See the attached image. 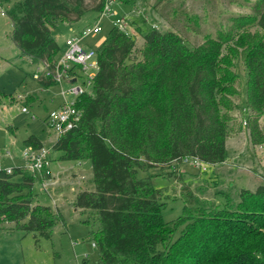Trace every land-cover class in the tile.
<instances>
[{"label": "trees", "instance_id": "1", "mask_svg": "<svg viewBox=\"0 0 264 264\" xmlns=\"http://www.w3.org/2000/svg\"><path fill=\"white\" fill-rule=\"evenodd\" d=\"M106 1L0 0V6L12 22L8 35L15 46L53 63L63 50L53 35L56 26L99 13ZM152 9L172 29L151 27L137 46L134 34L112 26L95 49L91 92L77 98L79 122L51 147L60 160L91 162L94 188L79 191L73 205L98 221L92 235L101 264H264V184L241 188L237 200L226 198L222 208L198 206L187 191L183 215L167 222L161 213L167 202L153 182L186 157L212 166L227 159L226 140L239 109L233 97L242 96L239 74L227 68V55L237 56L231 47L240 51L244 69L250 141L264 140V0H255L250 14L228 15L226 27L192 47L177 30L172 0H158ZM23 143L43 146L33 134ZM17 175L20 181L13 179ZM33 181L22 166L11 173L0 169V227L12 223L36 240L49 239L64 218L58 208L32 202ZM191 208L195 214L186 215ZM92 214L83 222L95 220Z\"/></svg>", "mask_w": 264, "mask_h": 264}, {"label": "rangeland", "instance_id": "2", "mask_svg": "<svg viewBox=\"0 0 264 264\" xmlns=\"http://www.w3.org/2000/svg\"><path fill=\"white\" fill-rule=\"evenodd\" d=\"M157 1L115 0L111 4L113 13L108 12L98 18L99 13L88 11L73 24L71 29L77 30L82 23L98 21L100 30L84 39L87 44L82 41L85 49H95V41L107 35L113 26L112 22L116 18L127 16L128 27L130 30L134 29L137 46H141L143 34L155 24L161 31L172 29L166 22L159 24L162 20L152 9V5ZM172 1L178 7L176 12L178 19H175L177 30L189 42L187 45L192 47V44L201 43L206 34L214 36L218 29L226 27L228 15L250 14L251 4L255 0ZM137 19V24L131 22ZM185 21L195 25L196 30L193 31L191 26L184 23ZM12 28L13 26L8 24L0 27V169L24 166L21 155L24 148L23 141L31 134L38 137L43 147L50 150V157L53 159L50 164L53 179L46 180L42 184L35 174L26 170L34 177L31 199L34 204L57 207L62 213L64 224L59 222L54 226L51 238L38 240L32 232L14 229L12 223L4 224L0 227V264H101L98 247L92 246L94 241L92 232L97 229L98 221L91 211H75L73 205L79 190L94 188L92 171L85 165L79 166L77 160L59 159L60 152L51 148L58 136L44 121L48 111L53 109L51 98L55 103L63 98L61 86L53 84L44 88L32 77L35 67L41 63L35 57L22 53L13 44L8 35ZM71 29L65 25L56 26L53 35L58 39L59 44L62 42L64 45L65 38L71 35ZM254 31L256 30L250 32ZM56 33L59 34L57 38ZM231 48L235 49L237 56L227 55V68L229 72L239 74L242 96L241 99L233 97L239 109L233 112L236 121L226 140V163L211 165L205 172H201L190 163H180L178 169L186 174L183 175L177 168H172L163 172V175L154 176L153 182L156 187L162 189V200L167 202L161 212L167 222L183 215L184 197L187 191L197 196L198 206L222 208L226 198L229 197L231 204L237 200L236 195L241 188L254 191L264 184V152L257 155L258 152L250 141L248 127L243 125V120L247 119V116L244 112L245 76L239 58L240 51L236 47ZM95 72V68L88 70L91 75H95ZM62 86L66 90L68 84L63 83ZM72 97L66 93L67 99L71 100ZM22 106H26L28 112H22ZM259 126L264 134V113L259 119ZM260 144L264 145V140ZM6 151H10L11 156H8ZM229 161L234 166H231ZM152 170H149V173ZM147 173L139 171L140 176ZM13 179L20 181L21 176L17 175ZM191 210L193 212H185V214L193 216L196 209L191 208ZM89 213L95 220L83 222ZM183 227V224L178 226L173 240L179 236Z\"/></svg>", "mask_w": 264, "mask_h": 264}, {"label": "built area", "instance_id": "3", "mask_svg": "<svg viewBox=\"0 0 264 264\" xmlns=\"http://www.w3.org/2000/svg\"><path fill=\"white\" fill-rule=\"evenodd\" d=\"M114 1L107 0L105 2L102 10L99 12L98 18L108 12H114L111 7ZM0 16H7L5 9L2 7H0ZM128 23L127 16L116 18L112 22L113 26L124 31L126 34L135 35V32L129 29ZM153 27L157 28L156 24ZM99 30L98 21H95L68 36L64 41L65 47L57 59L53 63L41 60V64H38L32 73V77L37 80H51L61 86L62 102L58 107L48 111L44 118L47 126L56 132L57 136L75 127L80 120L81 110L76 108V101L80 95L91 92L94 75L88 73V70L96 69L97 67L96 50L92 48L85 49L82 46V40L84 37ZM63 83L68 84L66 90L62 86ZM66 93L73 96L71 100L66 98ZM21 111L28 112V109L26 106H22ZM244 112L247 116L248 109L245 108ZM32 118H34V115H32ZM243 125H247V119L243 120ZM254 147L258 152L257 155L264 152L263 144L258 143ZM6 154L11 156L10 151H6ZM21 155L25 163L22 166L23 169L31 171L33 175L35 174L42 184L46 180H50L52 172L50 169L51 159L49 149L43 146L33 147L32 145H24ZM182 163H190L201 172L207 171L211 166L196 157H186L182 160ZM5 170L7 173H11L12 168ZM92 246H96L94 242Z\"/></svg>", "mask_w": 264, "mask_h": 264}, {"label": "crops", "instance_id": "4", "mask_svg": "<svg viewBox=\"0 0 264 264\" xmlns=\"http://www.w3.org/2000/svg\"><path fill=\"white\" fill-rule=\"evenodd\" d=\"M1 7V6H0ZM157 15V14H156ZM161 18V17H160ZM145 19V18H144ZM146 20V19H145ZM161 20L162 21H160L159 22V24H162V23H164L165 21L161 18ZM131 22H134V23H138V19L137 20H133V21H131ZM92 22H88V23H82L81 24V26L79 27V28H77V30H73V29H71L72 28V26H73V24H68L67 22H60L57 26H59V25H65V26H68V29H71L70 31V34L72 35V34H74L75 32H78V31H80L83 27H85L86 25H88V24H91ZM10 25V26H13L12 25V22H11V20H10V18H6V16H0V27L2 26V25ZM137 29H135V31H136ZM133 31H134V29H133ZM137 35H140V34H137ZM59 36V34L58 33H56V38ZM87 37V36H86ZM86 37H84L83 38V42L85 41L86 42V40H84ZM104 36H102V37H99L96 41H95V44H96V48L101 44V42L104 40ZM66 39V38H65ZM56 40H58V39H56ZM58 42V41H57ZM59 43V42H58ZM14 44V43H13ZM61 44V46L63 47H65V45H63L62 44V42L60 43ZM86 44H87V42H86ZM15 45V44H14ZM64 47L62 48V49H64ZM95 48V49H96ZM42 86V85H41ZM43 87V86H42ZM44 88H47V87H44ZM62 100H63V98L62 99H60V100H58L56 103L54 102V99L53 98H51V104L53 105V109L54 108H56V107H58L59 105H60V103L62 102ZM241 134V133H240ZM226 146H227V141H226ZM227 149V148H226ZM50 159H51V163L50 164H52V158L50 157ZM230 162V163H229ZM229 162H227V163H229V164H231V166H234V164L231 162V161H229ZM77 163H79V166H81V165H85L87 168H88V170H90V171H92V167H91V162H90V160H88V159H85V160H77ZM224 163H226V161L225 162H223L222 164H224ZM181 164H178V166L176 165L174 168H177L178 169V167L180 166ZM51 166V165H50ZM79 166H77L78 167V169H79ZM235 167H239V166H235ZM179 170V172L181 173V174H186V172H184V171H182V170H180V169H178ZM79 171V170H78ZM52 172V171H51ZM52 179H53V177L51 176V178H50V180H48V181H52ZM41 181V180H40ZM88 190H90V189H93V187L92 188H87ZM81 190H83V189H81ZM80 191V190H79ZM78 191V192H79ZM75 199V198H74ZM74 202V201H73ZM57 208V207H56ZM79 209H77V208H75V211H78Z\"/></svg>", "mask_w": 264, "mask_h": 264}]
</instances>
